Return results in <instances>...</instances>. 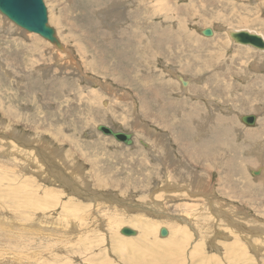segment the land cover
Masks as SVG:
<instances>
[{
    "label": "rangeland",
    "instance_id": "1",
    "mask_svg": "<svg viewBox=\"0 0 264 264\" xmlns=\"http://www.w3.org/2000/svg\"><path fill=\"white\" fill-rule=\"evenodd\" d=\"M43 1L48 23L62 48L19 28L0 12L1 264H264V131L259 132L264 129V109L258 108L264 104V86L259 85H264V49L257 52L230 42L226 31L247 28L264 38V23L257 22L264 19L263 0H169L170 8L159 13L144 10L146 4H131L135 0L124 1V8L131 12L140 9L134 26L154 23L180 36L178 59H148L143 70L134 68L127 73L121 65L138 66L140 60L119 62L115 50L121 48L94 41L88 21L91 16L94 19V12H100L95 19L100 17L98 25L108 28L104 37L111 44L120 40V30L131 21V15L120 19V24L111 6L93 10L89 17L85 4L91 0ZM99 1H105L101 4L105 6L111 0ZM260 4L263 6L257 7ZM82 15L85 17L80 18ZM180 22H185L188 31L193 29L197 53H204L201 59L198 55L199 62L191 53L196 51L182 44L185 36L173 29ZM205 28H211L213 34L205 35ZM159 29L154 27L156 32ZM210 52L220 56L219 61L207 57ZM228 54L235 58L227 60ZM186 62L188 66H184ZM156 67L176 71L173 94L167 95L174 113L161 103L153 105L148 90L134 85L147 74L151 82L158 78L162 82L167 75H154ZM221 74L226 87L217 85ZM182 79H190L189 84L183 86ZM209 79L215 85L211 90L193 87L202 81L206 85ZM198 91L204 99L198 98ZM142 98L154 120L143 114ZM195 104L199 108H193ZM189 108L190 115L185 116L183 111ZM252 113H258L257 122L247 125L241 116ZM216 115L224 117L232 130L229 142L233 145L220 147L211 138L210 148L199 154V143L206 136L201 131L208 132ZM185 117L189 119L185 121ZM199 123L202 129L194 132ZM100 124L132 132L134 143L126 145L105 135L97 129ZM150 129L164 145L149 136ZM248 131L256 135L250 136ZM155 143L158 153L151 151L156 149ZM224 158L241 167L225 182L226 193L242 196L232 199L219 191L224 181L218 165ZM164 165L173 167L167 172ZM256 170L260 174H254ZM241 183L252 189H244ZM184 193L188 198L180 197ZM195 196L196 202L189 198ZM180 202L201 207L195 212L174 211L172 205ZM225 209L228 213H223ZM123 227L137 234L125 235ZM163 227L168 230L166 236L160 234ZM20 241L29 245L21 246Z\"/></svg>",
    "mask_w": 264,
    "mask_h": 264
},
{
    "label": "bare ground",
    "instance_id": "2",
    "mask_svg": "<svg viewBox=\"0 0 264 264\" xmlns=\"http://www.w3.org/2000/svg\"><path fill=\"white\" fill-rule=\"evenodd\" d=\"M107 1V0H106ZM124 1L126 2V0H111V1H109V3L108 4H105V6H102L101 4H102V2H100L99 0H91L90 1V3L89 4H85V8H86V10H87V12H88V14H89V17L91 16V14H92V12H94L93 10H97V9H102V8H105V7H107V6H111L112 7V11L115 13V15H114V17L116 16V18L119 20L118 21V23H120V22H123V21H120V19H122V20H124L127 16H129V15H131L132 16V19H131V21L127 24V26L126 27H124V29H121L120 31H121V34L119 35V36H116V37H119V39H117L116 38V40H119V41H115V40H113V42L111 43V44H107V42H106V40H105V37L104 36H106L107 34H108V28L107 29H105L104 27H102L101 25H98V21L99 20H101L100 19V17L98 18V19H95V15H96V17H97V15L98 16H100L101 14H100V12L99 13H93L94 14V19H93V17L91 16V18H89V23H90V35L92 36L91 38H93L94 39V41H99V42H101V43H104V44H106V45H110V46H114V47H120L119 49L120 50H115V52H116V57L115 58H117L118 59V61L119 62H125L126 61V58H128V60L130 61L131 60V58H135V61L138 59V60H140V63H139V65L138 66H136V64H133L132 66H129L130 65V63H124L123 65H121L122 67H120V69L123 71V72H125V73H127V72H129V71H131V70H134L135 71V69L134 68H138V69H141V70H143V68H144V65H145V63H147V60L148 59H150V60H152V59H154V58H159V57H164L165 56V60L167 59V58H171V59H178V57H179V52H180V36L176 33V32H174V31H172V30H170L169 28H167V27H164V26H162V25H158V24H154V23H151V24H149L148 26H142V25H140V24H138V25H136V26H134V20H135V17L137 16V15H139V12H140V9H139V11H137V12H131V10H129V9H126V8H124ZM136 2H133V3H131V4H133V5H142V4H146L147 6H145L144 7V10H147L149 13H159V12H161V10L162 11H167L169 8H170V5H169V0H166L165 2H162V1H158V2H156L155 0H135ZM105 2V1H104ZM103 2V3H104ZM156 4H158V5H156ZM263 4H264V0H263ZM263 4H260L259 6H257V7H259V8H261L262 6H263ZM136 7V6H135ZM81 11L82 12H84V7H83V9H81ZM82 12H80V14L82 13ZM86 13V12H85ZM84 13V14H85ZM87 14V15H88ZM86 15V14H85ZM84 15H82L80 18H82ZM85 17V16H84ZM83 17V18H84ZM264 17V16H263ZM127 19V18H126ZM139 21L138 22H140L141 20L140 19H138ZM172 20L174 21V17L172 18ZM83 22H85V21H83ZM102 22V21H101ZM137 22V23H138ZM257 22L258 23H264V19L262 18V17H260L258 20H257ZM13 24V23H12ZM101 24H103V23H101ZM116 24V23H115ZM115 24H114V26H115ZM121 24V23H120ZM126 24V23H125ZM176 24H178V23H176ZM11 25V24H10ZM117 25V24H116ZM89 26V25H88ZM156 26H159V28H161V29H159V31L158 32H156V31H154V27H156ZM19 27V26H18ZM118 27H119V25H118ZM229 27V26H228ZM20 28V27H19ZM80 29V28H79ZM162 29H164V30H162ZM173 29H178L179 31H180V33L182 34V35H184L185 37H183L182 39H181V42H182V44H186V45H190L191 47H192V49H191V51L192 50H194V51H196V53L195 52H191L192 53V56H193V58H194V60L195 61H198L199 62V56H200V59H201V56H202V54H204V53H197L198 52V49H199V47H198V44H197V39L195 38V34H194V32H193V29H192V31H188L187 29H186V27H185V22H180L178 25H177V27L175 28L174 26H173ZM226 29V28H225ZM237 29V28H236ZM247 29V28H246ZM245 29V30H246ZM240 30V29H239ZM243 30V29H242ZM250 30H252V29H250ZM226 31L228 32V36H230V38H229V40L228 41H230L231 42V40L235 43V44H239L238 42L236 43L235 41H234V39L231 37V35H230V32L231 31H235L234 29H231V28H228V29H226ZM256 31V30H255ZM86 32H88L87 30H86ZM116 32H117V30H116ZM152 33H157V36H152L153 34ZM256 33H257V31H256ZM260 33V32H259ZM81 34L82 35H84V32L82 33V31H81ZM117 34H119L118 32H117ZM90 35L88 36L89 38H90ZM262 35V34H261ZM62 36V35H61ZM60 36V37H61ZM227 37V36H226ZM263 37V36H262ZM65 37L64 36H62V40L64 39ZM206 38V37H205ZM209 38V37H208ZM231 39V40H230ZM88 40H90V39H88ZM222 40H224V39H222ZM75 41V40H74ZM92 41V40H91ZM90 41V42H91ZM220 41V40H219ZM76 43V46H78V43H77V41H75ZM216 42V41H215ZM91 43H93V42H91ZM208 43V42H207ZM240 45H243V44H240ZM94 46V45H93ZM110 46H108V47H110ZM247 46H250V45H247ZM117 47V48H118ZM252 49H254V50H256L257 52H259V51H262V49H259V48H256V47H254V46H250ZM81 48V47H80ZM197 48V49H196ZM211 48V47H210ZM249 48V47H248ZM109 49V48H108ZM107 50V49H106ZM110 50H113L112 48H110ZM203 50V49H202ZM205 50H206V48H205ZM205 50H203V51H205ZM86 52H87V50H86ZM206 52V51H205ZM88 53V52H87ZM169 53V55L170 56H168L167 54ZM262 53H264V51H262ZM111 54V53H110ZM109 54V55H110ZM104 55V54H103ZM199 55V56H198ZM113 56V55H112ZM204 56V55H203ZM203 56H202V58H203ZM228 58H227V60H230V59H232V58H235V55L233 56V55H231V54H228V55H226ZM233 56V57H232ZM102 57V56H101ZM207 57H209V58H215V60L216 61H219V57L220 56H218V55H215L214 56V54L212 53V52H210V54L207 56ZM99 58H100V56H99ZM204 58H206V57H204ZM102 59V58H101ZM223 59V58H222ZM224 60V59H223ZM99 61H101V60H99ZM114 61V60H113ZM115 61H116V59H115ZM257 60L255 61V63H254V67L256 66V64H257ZM165 64V63H164ZM201 64V63H200ZM32 65V64H31ZM189 65V63L188 62H186L185 64H184V66H188ZM205 67H206V65L205 64H203ZM211 65H213V64H211ZM211 65H207L208 67L209 66H211ZM258 66H259V68L261 69L262 67H261V64L260 63H258ZM112 67V66H111ZM199 67V63H198V65L197 64H195L194 65V70L196 69V68H198ZM100 69H101V67H100ZM111 69H113V68H111ZM166 69H168V71H165L164 69H162V68H153L152 70V72L153 73H155L154 75H160V76H165V75H167V77L166 78H164V79H160L162 82H159V78H158V81H154V82H151V76L149 77V74H147L148 75V77H146V78H143V79H139L134 85H139V87L141 88V89H145L146 88V90H148V92L152 95V102H153V105L154 104H157V103H161V105L164 107V108H166V110L167 111H169V110H171V112H175L176 110L175 109H173V107H172V105H171V99L169 98V97H167V95H171V94H173L171 91L173 90V84H172V82H173V80H174V77L172 76V75H176V74H174V73H176V71L174 70V69H172V68H166ZM38 72H39V70H37ZM101 72H102V69L100 70ZM107 71V70H106ZM111 72V71H110ZM113 72V71H112ZM111 72V73H112ZM151 72V73H152ZM171 72V73H170ZM109 73V72H108ZM114 73V72H113ZM112 73V74H113ZM138 74L139 73H141V72H137ZM148 73V72H147ZM153 73L151 74L152 76H153ZM173 73V74H172ZM223 73H224V71H223ZM102 74V73H101ZM106 74V73H105ZM143 74V73H142ZM142 74H140V75H142ZM225 75L224 76H227L226 75V73H224ZM129 75V74H128ZM146 75V74H145ZM222 75V74H221ZM113 76V75H112ZM117 76V75H116ZM139 76V75H138ZM135 78H136V76H135ZM138 78V77H137ZM140 78H141V76H140ZM161 78V77H160ZM93 79V78H92ZM91 79V80H92ZM96 79V78H95ZM94 79V80H95ZM124 79V78H123ZM154 79V78H153ZM212 79H214V77L212 76ZM218 79V78H217ZM97 80V79H96ZM182 80H184V79H182ZM182 80H181V82H182ZM186 80V79H185ZM190 80V79H189ZM189 80H187V84H189ZM220 79H218V81H217V85H220L221 84V87H225V85H226V80H225V78H223V75H222V78H221V82L219 81ZM93 81V80H92ZM91 81V82H92ZM100 80L98 79L97 81H95V82H99ZM118 81L120 82L121 80L120 79H118ZM130 81V80H129ZM133 82V81H132ZM175 82V81H174ZM131 83V82H130ZM180 83V82H179ZM102 86H104L105 84L104 83H100ZM104 84V85H103ZM62 85V84H61ZM196 85H200L199 87H196V86H193L194 88H196V89H205V90H211L212 88H211V86L212 85H214L213 83H212V81H211V79H209L208 80V82H206V85L203 83V81L202 82H200V83H198V84H196ZM260 86H264L263 84H259ZM110 86V85H109ZM161 86V87H160ZM191 86V85H190ZM215 86V85H214ZM218 87V86H217ZM138 89V88H137ZM141 89H139V90H141ZM114 90V89H113ZM133 90V89H132ZM171 90V91H170ZM179 90V89H178ZM186 90V89H185ZM135 91V90H134ZM182 91V90H181ZM181 91H179V92H181ZM264 91V90H263ZM147 92V93H148ZM177 92V91H176ZM135 93H136V91H135ZM138 93V92H137ZM136 93V94H137ZM144 93V92H143ZM148 93V94H149ZM259 93L261 94L262 93V91L260 92L259 91ZM140 94V93H139ZM143 95V94H142ZM200 95V91H198V98L199 99H204L201 95ZM172 96V95H171ZM148 98H149V100H150V103H151V97L150 96H147ZM191 97H194V98H197V97H195V96H192L191 95ZM255 97V96H254ZM263 97H264V95H263ZM147 98V99H148ZM195 99L196 100V102H198V104H199V102L200 103H202V101L201 100H199V99ZM183 99V98H182ZM141 100V104H143L142 105V109H143V114L146 116V117H148L150 120H154V118H153V116H152V114H151V109H150V106L148 105H146V102H145V98H142V99H140ZM173 100V99H172ZM175 100V99H174ZM137 101V100H136ZM148 101V100H147ZM170 101V102H169ZM179 103L181 102V100H179L178 101ZM196 102H193V103H196ZM149 103V102H148ZM174 103V102H173ZM209 103V102H208ZM208 105V104H207ZM205 106V105H204ZM196 107V104L194 105V107L193 108H195ZM131 108V107H130ZM149 108V109H148ZM192 108V107H191ZM191 108H189V109H186L185 111H183V114L185 115V116H188V115H190V113L188 112V110H191ZM196 108H199V107H196ZM258 108H263L262 106H260V107H258ZM183 109H184V106H183ZM264 109V108H263ZM264 111V110H263ZM262 111V112H263ZM178 113V112H177ZM261 113V112H260ZM264 113V112H263ZM256 115H258V113L256 114ZM189 119V117H185V121H187ZM257 119H258V116H257ZM211 120V119H210ZM225 120V118L224 117H221V116H218V115H216V116H214V123L212 122V125H211V127H208V132H204L203 130L201 131L202 133H203V135H206V136H203V138H202V140L200 141V148H201V151L199 152V154L203 151V150H206V149H208V148H210V146H211V144L213 143V140H215V142H217V143H219V144H221L220 145V147L221 146H225V147H228V145H233V143H230L229 142V139H232V136H230L231 135V133H232V130H230V129H228L227 128V122L226 121H224ZM155 122V121H154ZM256 122H257V120H256ZM222 123V124H221ZM208 124V123H207ZM224 124V125H223ZM223 126H226V127H224L223 128ZM202 127H203V124L202 125H200V123L197 125V126H194L193 127V131L194 132H196L197 131V128H201L202 129ZM118 130V129H117ZM264 131V129H262V127L259 129V132L260 131ZM149 131H151L152 133L149 135L151 138H154L156 141H159V142H161L163 145H164V142H163V140H162V138H160V139H158L157 140V135H156V133L152 130V129H150ZM223 131V132H222ZM154 132V133H153ZM218 133L220 134V135H224V136H222V137H218ZM137 136V135H136ZM207 136H209V138H206ZM211 136V137H210ZM138 138V137H137ZM150 138V139H151ZM211 138H213V140H211ZM9 139V138H8ZM7 139V140H8ZM205 139L207 140V141H205ZM7 140H5V141H7ZM9 141V140H8ZM135 141V140H134ZM139 141V140H138ZM154 141V140H153ZM10 142V141H9ZM8 143V142H7ZM11 143V142H10ZM2 144V143H1ZM5 144H6V142H5ZM149 144V143H148ZM8 145H9V143H8ZM11 145H12V143H11ZM14 145V147H15V144H13ZM10 146V145H9ZM151 146V145H150ZM154 147H156V149L155 148H153V146H152V152L153 153H155V152H157L158 153V147L156 146V143H155V145H154ZM9 148V147H8ZM16 148H18V147H16ZM20 150V149H19ZM150 150V149H149ZM234 150V149H233ZM26 151V150H25ZM31 151V150H30ZM34 153V152H33ZM187 153H189L188 151H187ZM187 153H185V154H187ZM24 154H29V153H24ZM27 156V155H26ZM34 156V155H33ZM185 156V155H184ZM28 157V156H27ZM158 157V156H157ZM30 158H31V156H30ZM29 159V158H28ZM35 159V158H34ZM32 160H33V158H32ZM159 160H161V159H159ZM164 161V160H163ZM161 162H162V160H161ZM167 163V162H166ZM169 163V162H168ZM215 162H213V163H211V164H214ZM39 164V163H38ZM163 164V163H162ZM216 164H219V163H216ZM170 165V164H169ZM169 165H164V168H165V166H166V169L165 170H167V172H169L168 170L169 169H172V167L173 166H169ZM172 165V164H171ZM215 165V164H214ZM168 166H169V168H168ZM212 166V165H211ZM218 168L220 169V176L222 177L221 179L224 181L222 184H219V191L222 193V194H226V195H228V196H226V197H229V198H235V197H238V196H242V194H239L238 196H236V193L235 192H230V193H226V188L228 187V184H225V182L227 181V179H229L228 177H230V175L231 174H233L234 172H235V169L237 168V169H241V167H240V165L238 164V165H233L232 164V161L230 160V159H227V158H224V159H222V160H220V164L218 165ZM228 170V171H227ZM167 172H165V173H167ZM182 172V171H181ZM218 172V171H217ZM182 174L184 175V172H182ZM167 177V176H166ZM166 180V179H165ZM202 183V181L199 183V184H201ZM204 184V183H203ZM234 184H236L235 182H234ZM243 183H241L240 185L244 188V189H252L251 187H250V184H248V186L245 184V185H242ZM170 186H171V184H169ZM238 186V185H237ZM160 187V186H159ZM242 188V189H243ZM159 189V188H158ZM156 191V189H155V187L152 189V195L154 194V192ZM186 194L187 193H184V194H181V198H184V199H186V198H188V197H186ZM157 196H158V194H156ZM160 196V195H159ZM198 196H195V197H189L190 199L192 198V200L193 199H195L194 201L196 202L197 201V198ZM98 198V197H97ZM52 199V198H51ZM210 205H213V203L211 202V200H209V202H208ZM219 204H221V208H223V204H222V202L221 203H219ZM227 204V203H226ZM226 204H224V205H226ZM151 205V204H150ZM207 205V204H206ZM229 205H230V203H229ZM86 206V205H85ZM151 206H155L153 203H152V205ZM173 206V210L174 211H182V212H185V210H187V211H192V212H195V211H197V208L198 207H201V206H199V204L198 203H192L191 202V204H190V202H186V203H183V202H180V204L178 205V206H175V205H172ZM185 206L187 207L188 206V208H186L185 209ZM219 206V205H218ZM216 207L218 210H217V212H221L219 209H221V208H219V207ZM142 207V206H141ZM144 207V206H143ZM228 207V206H227ZM230 207V206H229ZM229 207H228V209H229ZM87 208V207H86ZM225 208V207H224ZM261 208V207H260ZM83 209V208H82ZM199 209V208H198ZM227 209V208H226ZM226 209L223 211V213H225V212H227L226 211ZM234 209V208H233ZM233 209H232V211H233ZM235 210V209H234ZM149 211V210H148ZM210 211V210H209ZM216 211V210H215ZM229 211H231V210H229ZM190 212H188V214H190L191 215V213ZM238 212V211H237ZM210 213H211V211H210ZM222 213V212H221ZM228 213V212H227ZM200 214V212H198V215ZM231 214V213H230ZM185 215V214H184ZM225 217H226V214L224 215ZM243 216V215H242ZM229 217V216H228ZM238 217H240V216H238ZM197 218H199V217H197ZM242 218H244V217H242ZM246 218V217H245ZM194 219H196V218H194ZM206 219V218H205ZM204 219V220H205ZM232 219V218H231ZM190 220V219H189ZM197 220V219H196ZM200 219H198L197 221H199ZM249 220V219H248ZM190 221H192V220H190ZM194 221V220H193ZM201 221V220H200ZM200 221L198 222V224L200 223ZM258 221V220H257ZM245 222V221H244ZM248 222V221H247ZM249 223V222H248ZM204 224H206V220H205V223ZM226 224V223H225ZM228 224V223H227ZM200 225H202V224H200ZM208 225V228L206 227V229H210L209 228V224H206V226ZM203 226V225H202ZM240 226V225H239ZM198 227H199V225H198ZM204 227V226H203ZM232 228V227H231ZM254 228V227H253ZM230 229V228H229ZM246 230V229H245ZM18 231V230H17ZM200 231H202V230H200ZM229 231V230H228ZM258 231H259V229H258ZM209 232L210 231H204V233H206V236H212V234L210 235L209 234ZM15 233V232H14ZM18 233V232H17ZM216 233H217V231H216ZM219 233H221V232H219ZM12 234V233H11ZM215 234V233H214ZM247 234V233H246ZM222 235V234H221ZM225 235V234H224ZM44 236L45 235H43V237H41V238H44ZM140 237V236H139ZM46 238V237H45ZM44 238V239H45ZM128 238V237H127ZM205 238V237H204ZM208 238V237H207ZM224 238V237H223ZM226 238V237H225ZM126 239V238H125ZM137 239H138V237H137ZM29 240V239H28ZM28 240H27V242H28ZM47 240L48 239H46V242H47ZM119 240H121V239H119ZM200 240V239H199ZM232 240V239H231ZM29 241H31V240H29ZM49 242H50V240H48ZM128 241V240H127ZM126 241V243H128ZM33 242V241H32ZM31 242V243H32ZM52 242H55V240L54 241H52ZM51 242V243H52ZM56 242H58L57 240H56ZM63 242H65V241H63ZM204 242V241H203ZM4 243V242H3ZM20 243H21V241H20ZM19 243V244H20ZM34 243V242H33ZM117 243H119V242H117ZM122 243V242H121ZM130 243H132V242H130ZM227 243V242H226ZM9 244V243H8ZM57 244V243H56ZM55 244V245H56ZM58 244H59V242H58ZM125 244V243H124ZM141 244V243H140ZM18 244H16L15 246H17ZM24 245H26V246H28L27 244H24ZM22 243H21V246H24ZM199 245V244H198ZM215 245V244H214ZM231 245V244H230ZM4 246V245H3ZM132 246V245H131ZM226 246V245H225ZM125 247V246H124ZM127 247V246H126ZM130 247V246H129ZM227 247V246H226ZM233 247V246H232ZM123 248V247H122ZM132 248H134L133 246H132ZM18 249V248H17ZM128 249V248H127ZM19 250V249H18ZM123 250V249H122ZM129 250H131V249H129ZM2 252H4V251H2ZM15 252H17V250L15 251ZM25 252H27V251H25ZM18 253V252H17ZM16 254V253H15ZM14 254V255H15ZM18 256H20V255H18ZM23 256V255H22ZM54 256V255H53ZM5 259V258H4ZM2 262V261H1ZM1 262H0V264H1ZM24 262V261H23Z\"/></svg>",
    "mask_w": 264,
    "mask_h": 264
},
{
    "label": "water",
    "instance_id": "3",
    "mask_svg": "<svg viewBox=\"0 0 264 264\" xmlns=\"http://www.w3.org/2000/svg\"><path fill=\"white\" fill-rule=\"evenodd\" d=\"M0 12L8 19L14 22L17 26L32 33H37L44 39L62 48L63 45L56 36L55 29L48 23L47 8L43 0H0ZM205 35H212L211 28L203 30ZM231 37L235 42L243 45L254 46L259 49H264V38L249 30H237L230 32ZM187 80H182V85H187ZM241 119L247 125H255L257 120L256 114H246L241 116ZM97 129L102 131L105 135L113 136L118 141L124 142L126 145L134 143V135L132 132H124L122 130H115L114 128L100 124ZM254 174H260V170L253 171ZM121 232L125 235H136L137 231L130 227H123ZM160 234L166 236L168 230L161 228Z\"/></svg>",
    "mask_w": 264,
    "mask_h": 264
},
{
    "label": "crops",
    "instance_id": "4",
    "mask_svg": "<svg viewBox=\"0 0 264 264\" xmlns=\"http://www.w3.org/2000/svg\"><path fill=\"white\" fill-rule=\"evenodd\" d=\"M227 86V84L225 85V87ZM221 92H223V90H221ZM262 107L264 108V104L262 105ZM250 132H254L255 133V131H248L247 133H248V135H250V136H252V135H256V134H253V133H250ZM249 157H255L254 155H252V154H249Z\"/></svg>",
    "mask_w": 264,
    "mask_h": 264
}]
</instances>
